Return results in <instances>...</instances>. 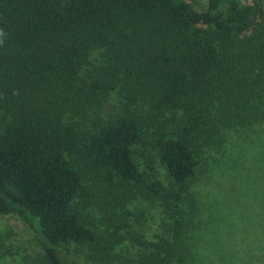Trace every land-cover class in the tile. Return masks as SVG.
<instances>
[{
	"label": "trees",
	"instance_id": "1",
	"mask_svg": "<svg viewBox=\"0 0 264 264\" xmlns=\"http://www.w3.org/2000/svg\"><path fill=\"white\" fill-rule=\"evenodd\" d=\"M263 100L264 0H0V215L35 231L36 264L68 244L96 264H179L201 153ZM155 162L171 191L147 184ZM139 185L171 201L172 236L120 258L114 209Z\"/></svg>",
	"mask_w": 264,
	"mask_h": 264
},
{
	"label": "rangeland",
	"instance_id": "2",
	"mask_svg": "<svg viewBox=\"0 0 264 264\" xmlns=\"http://www.w3.org/2000/svg\"><path fill=\"white\" fill-rule=\"evenodd\" d=\"M101 55L102 50L91 51V64L99 66ZM119 108L120 98L112 93L99 113L113 116ZM138 161L142 170L144 161ZM200 161L187 182L190 196L180 205L179 264H264V100L252 105L244 123L223 128L217 145L205 148ZM149 174L147 184L156 181L163 192L172 190V181L158 162ZM126 194L132 199L114 209L109 232L119 236L114 254L135 258L143 251L142 241L171 238L176 216L168 205L171 201L145 193L143 186ZM0 244L3 250L13 251L1 254L0 264H36L43 254L35 231L12 213L0 215ZM60 258L63 264H96L86 247L74 244L61 246Z\"/></svg>",
	"mask_w": 264,
	"mask_h": 264
}]
</instances>
